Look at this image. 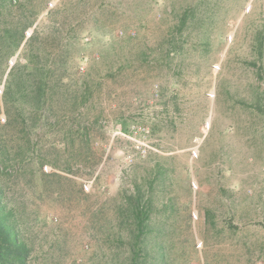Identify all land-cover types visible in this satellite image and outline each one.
I'll use <instances>...</instances> for the list:
<instances>
[{
    "label": "rangeland",
    "instance_id": "374dc122",
    "mask_svg": "<svg viewBox=\"0 0 264 264\" xmlns=\"http://www.w3.org/2000/svg\"><path fill=\"white\" fill-rule=\"evenodd\" d=\"M0 146L26 264H264V0H0Z\"/></svg>",
    "mask_w": 264,
    "mask_h": 264
},
{
    "label": "trees",
    "instance_id": "16d2710c",
    "mask_svg": "<svg viewBox=\"0 0 264 264\" xmlns=\"http://www.w3.org/2000/svg\"><path fill=\"white\" fill-rule=\"evenodd\" d=\"M6 68L7 65H5L1 74ZM0 149L3 148L0 146ZM0 161H2V158H0ZM3 198L4 192L0 187V264H26L29 248L19 238L15 223L9 220L12 214L10 212L6 213Z\"/></svg>",
    "mask_w": 264,
    "mask_h": 264
}]
</instances>
